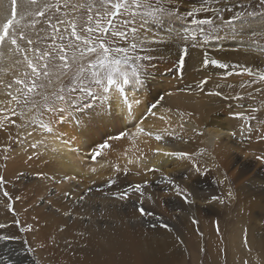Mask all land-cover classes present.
Here are the masks:
<instances>
[{
	"label": "bare ground",
	"instance_id": "obj_1",
	"mask_svg": "<svg viewBox=\"0 0 264 264\" xmlns=\"http://www.w3.org/2000/svg\"><path fill=\"white\" fill-rule=\"evenodd\" d=\"M196 3L197 0H184L182 6L186 10ZM4 12V0H0V30L6 18ZM229 15L230 13L226 12L225 18ZM173 27L179 28V24ZM155 30L154 27L153 31ZM211 47L213 58L221 62L264 71V54L248 51L232 40H226L222 44L213 42ZM10 48L11 46L6 44L0 49V79H3L4 83L12 82L26 68L23 63L16 64V61L23 60L13 54ZM202 59V50H190V57L186 58L180 78L176 68V49L161 46L154 56L146 86L139 91L130 89L129 95L135 94L143 102L134 108L138 109L135 116L141 118L142 126L146 130L155 132L164 127V122L158 119L161 115L170 118L172 130H179V124H184L187 132L201 130L206 136V142L214 145L213 153L220 155L227 166L236 167L230 178L232 187L239 196L236 203L245 202L247 206L253 210L258 209L263 214L261 221L254 219L253 215L248 223L245 221L246 228L238 235L237 244L245 247V252L248 245L256 246L260 254L256 264H260L264 260V164L257 160V165L253 166L250 160L242 161L238 158L239 155H236L233 146L236 137L229 135L233 132L232 128L221 115L222 109L234 106L237 101H226L222 97L209 94L222 91L225 95H234L243 91L238 85L250 77L243 74L242 68L239 67L231 70L242 74L230 76L224 75L229 71L227 69H218L215 66L204 69L201 66ZM205 76H211V79L201 91L196 85ZM217 84L220 88L216 87ZM228 84L237 87L229 89ZM2 91L3 86L0 85V92ZM165 92L173 94L165 96L161 106L153 109L157 113L154 117L147 109ZM258 94L261 93H255V96ZM134 119L125 117L115 126L102 127L100 131L92 134L95 143L85 141L81 136L85 127L76 126L74 138L79 137V143L72 149L50 141L47 148L38 146L35 149L40 158L36 165L30 162L32 166L29 169L25 162H19L8 170L7 181L0 186V223L11 225L14 219H18L22 227L31 226L33 231L18 232L13 225L0 232L20 235L35 249V254H21L20 248L26 245H22L20 241H9L6 244L0 243V255H9L14 264H34V261L36 264H223V223L218 222L217 232V221L204 218L211 213L220 215L223 212L217 208V202L206 204L207 200L217 195L214 181L208 176H191L193 186L197 189V203L191 208L185 205L186 210L177 213L176 209L181 204L180 198L162 194L160 190L167 185L156 183L165 176L156 175L151 178L143 175L140 178H132L128 175L129 170L141 169L136 165H127L124 153L128 154V158L143 155L142 163L146 162L149 167H160L161 172L169 175L168 165L177 157L154 155L152 150L166 147L167 150L174 151L183 144L173 136L165 137L162 142L144 136L135 140L108 139L118 135L120 131H134ZM124 125H127V129ZM73 127L72 122L65 126L68 130ZM104 135L108 136L106 141L111 147L104 149V154L93 161L89 153L100 143H104L101 138ZM28 139L34 143L40 136L34 134ZM6 141L7 134L0 135V154ZM240 145L245 146L251 153L264 155V139H260L257 133H253L250 140ZM116 164H119L121 169L126 167L127 171L115 172L113 166ZM92 168L96 169L95 173L90 171ZM33 173L42 176L36 175V180L28 183ZM187 175V171L179 170L170 176L184 186L190 183L183 179ZM65 177H75L77 180H68ZM54 179L60 182L58 190L62 192L55 198L54 205H51L48 189ZM109 179L115 183L110 185ZM145 179L150 181V185L144 190V207L162 217V221L156 220L155 217L139 216L136 207L140 197L137 193L130 194L127 200L114 198L130 185L141 183ZM89 188L92 189L91 192H88ZM4 191L17 203L14 213L7 207L9 199L3 196ZM65 193L70 195L65 196ZM82 195L85 197L83 201L79 199ZM149 195L156 199L155 205L147 199ZM38 201L42 206L36 205ZM193 217L198 224L192 222ZM153 222L157 224L156 228L150 226ZM161 222L169 225L172 231L160 227ZM202 227L213 229L212 236L206 242L205 237L199 235ZM247 231L249 237L245 244ZM42 243L46 246L40 247ZM186 259L190 262L186 263Z\"/></svg>",
	"mask_w": 264,
	"mask_h": 264
},
{
	"label": "snow or ice",
	"instance_id": "obj_2",
	"mask_svg": "<svg viewBox=\"0 0 264 264\" xmlns=\"http://www.w3.org/2000/svg\"><path fill=\"white\" fill-rule=\"evenodd\" d=\"M24 3L36 6L33 14L37 17H45L46 12L51 11L53 7L57 12L61 9L59 0L55 5L37 4V0H24ZM183 4L184 0H83L71 5V12L63 13L65 17L71 16V19H57L53 24L52 18H47L49 27L53 29L52 43L41 51L33 47L36 42L25 31L14 29L16 0H12V19L7 20L0 30V49L8 44L13 54L22 53L23 61H16V64L23 63L30 71L20 73L9 83L0 79V85L3 86L0 96L4 97L0 98V131L7 132L9 126L23 130V136L18 133L15 141L21 145L34 134L39 135L40 139L29 143L28 146L32 149H37L38 146L47 148L50 141L72 149L79 143V137L74 138L76 126L85 127L81 136L85 141L95 143L92 139L93 133L100 131L102 127L115 126L126 117L130 120L135 118L134 131L124 125L127 130L110 136L109 140H135L144 136L154 138L157 142L164 141L165 137L173 136L170 118L161 115L158 119L163 121L165 126L155 132L146 130L142 126L141 118L135 116L138 109L134 108L143 102L137 95H129L130 89L139 91L146 86L154 56L163 46L176 49V68L180 78L186 58L190 57V50H202L201 66L204 69L210 66L227 69L229 71L224 73L225 76L247 74L250 79L238 85L243 91L234 95H225L222 91L209 94L222 97L226 101H237L235 107L241 111L233 112V116L245 121L241 126L240 135L247 133L246 138L250 140L255 132L260 139H264V119L258 120L257 116L253 115L259 109L243 103L248 99L255 100V93L264 94V71L221 62L213 58L211 47L213 42L222 44L226 40H232L248 51L264 54V0H197L196 4L186 10L182 7ZM63 7H69L68 0H64ZM226 12L230 13L227 18ZM35 23L38 21H33V26ZM177 23L179 28L173 27ZM20 42H24L28 47L22 46ZM29 53L33 54L36 62L29 57ZM235 67L242 68V73H234L231 69ZM210 79L211 76H205L196 87L202 91ZM255 85L260 87H254ZM216 87L220 88V85L217 84ZM227 87L235 89L237 86L228 84ZM172 94L165 92L160 95L150 104L148 112L155 117L157 113L153 109L161 106L165 96ZM13 117L18 118L19 122ZM249 121H256L259 127H254ZM70 122L74 127L68 130L65 126ZM180 127L183 128V124ZM229 135L234 137L237 133L232 132ZM9 139H12L11 135ZM110 147L107 141L100 143L91 150L90 158L95 161L98 156L104 154V149ZM8 150V147L4 148L5 152ZM153 154L190 158L188 153L169 151L166 147L154 149ZM124 156L127 165H136L141 169L136 173L138 176L161 172L160 167H149L146 162L142 163L143 155L128 158L125 152ZM4 158L8 159L7 156ZM256 159L264 164V155L256 156ZM113 167L115 172L127 171L126 167L121 169L119 164ZM90 171L95 173L96 169L92 168ZM192 173L195 176L200 175L198 165L193 164ZM161 175L163 176L162 172ZM65 179L71 180L75 177ZM183 179L190 183L182 186L167 176L156 181L157 184L167 185L161 189L164 195L180 198L181 204L176 209L177 213L185 211V205L191 208L197 203V189L193 186L192 177L184 176ZM225 179L228 180V177L225 176ZM5 183L4 177L0 176V186ZM113 183L115 181L109 179V184ZM228 183L225 198L214 195L206 204L217 202L222 206H230L236 202L239 199L238 193L232 187V181L228 180ZM149 185L150 181L145 179L141 183L130 185L114 198L127 200L130 194L137 193L140 197L136 207L139 216L155 217L156 220L162 221V217L144 207V190ZM91 191L89 188L88 192ZM68 195L70 194L65 193V196ZM3 196L11 201L7 191L3 192ZM84 198L82 195L79 199L83 201ZM147 199L153 205L156 204L152 195ZM8 209L14 212L11 203L8 204ZM192 222L199 223L195 217ZM13 225L18 232L33 231L31 226L22 227L18 219H14L11 225L0 223V230L9 229ZM150 226L156 228L157 224L153 222ZM159 226L172 231L171 227L163 222ZM9 241H20L22 245H26L20 248L21 254H35V249L20 235L0 232V243L6 244ZM44 246L46 245L43 243L40 245ZM0 264L14 262L9 255H0ZM260 264H264V260Z\"/></svg>",
	"mask_w": 264,
	"mask_h": 264
},
{
	"label": "rangeland",
	"instance_id": "obj_3",
	"mask_svg": "<svg viewBox=\"0 0 264 264\" xmlns=\"http://www.w3.org/2000/svg\"><path fill=\"white\" fill-rule=\"evenodd\" d=\"M192 1V0H191ZM194 1V0H193ZM83 2V0H68L69 7L66 9L63 7L64 0H59V3L61 4V9L59 12L55 10V7L51 11L46 12L45 17H37L35 16L34 10L36 6L25 4L24 0H16V18L14 21V29L15 30H23L27 33V35L36 43L33 45V47L39 48L41 51H44L48 48V46L52 43L51 36L53 34V29L49 27L48 24V17L52 18V23L55 24L57 19H71V16L65 17L63 13L65 11L71 12V5L78 4ZM41 3H48L55 5L57 3V0H37V4ZM6 4V5H5ZM183 7V6H182ZM20 8V9H19ZM4 10H5V22L7 20L12 19V0H4ZM19 16V17H18ZM86 18V17H85ZM17 19V21H16ZM33 21H38V23H35L33 26ZM18 22V23H17ZM63 28V25L60 26ZM67 35L66 33L64 34ZM59 42V41H57ZM22 46L28 47L24 42H20ZM17 57H21L20 59L23 60V54L22 53H15ZM29 57L33 59L34 62L35 58H33V54L29 53ZM30 71L27 68L23 70ZM22 78V77H21ZM246 105H250L252 107H257L259 111L257 113H254L253 115H256L258 120L264 119V94H258L255 96V100H245L243 101ZM237 104V102H236ZM234 103V106L232 107H226L222 109V119L230 124L232 131L236 132L237 135L235 143H234V150L237 153L236 155H239L238 158L242 161L244 160H250L253 163V166L257 165V159L256 156H259L261 154L251 153L247 151L245 146H242L240 144L247 142V133H245L243 136L240 135L241 132V126L245 123V121L234 118L233 112L241 111L240 108L235 107L236 105ZM13 119H17V122H19L18 118L13 117ZM248 123H251L254 127H259L256 121H249ZM181 124H179L180 127ZM185 125L183 124V128H180L179 130H173V137H176L179 142H181L183 145H179L178 150L174 151H182L189 154L190 158H176L173 163L168 165L169 175L165 172H162L164 176L171 177V173H175L179 170H185L187 171V176H194L195 174L192 173L193 164H196L200 168V175L199 177H211L212 181H214V187L217 190V195L221 198L226 197L227 189L229 187L228 180H230L232 173L235 170L234 165L227 166L225 164L224 160L220 157V155H216L213 153V147L214 145L206 142V136L203 134L201 130H195L192 132H187L185 129ZM6 133L7 134V141L5 147H8V151L5 152L4 150L0 154V176H3L5 181H7V172L11 168H14V166L19 162H25L26 166L28 168H31L30 162H34L33 165L37 164L36 162H40V158L38 156V153L36 154L35 149L30 148L28 145L31 143L29 139L25 143L18 144L16 143L17 135L22 137L23 136V130L16 129L14 126H9L8 131H0V135ZM255 133V132H253ZM9 135H11L12 139H9ZM102 140L105 142L108 138L107 135H104L101 137ZM245 147V148H244ZM153 151V150H152ZM5 156L8 157V159L5 160ZM31 157V159H29ZM45 163V161H43ZM137 171L140 170H129L128 175H130L132 178H140L141 176L136 175ZM35 175V176H34ZM36 173L32 174V178L27 181L28 183H32L36 180L35 177L42 176L41 174L37 175ZM151 178H154L156 175H161V172L158 173H149L147 174ZM162 176V175H161ZM225 176L228 177V180L225 179ZM77 179L75 178L74 181ZM84 180V179H83ZM82 180V181H83ZM60 185V182L57 180L52 181V185L49 186L48 189V198L50 199V204L54 205L56 202L55 198L59 197L62 190H58V187ZM62 189V188H61ZM54 191V192H53ZM161 191V190H160ZM51 192H53L51 194ZM162 193V192H161ZM163 194V193H162ZM52 201V202H51ZM11 203L12 208L14 209L17 206V203L14 202V200L8 201V204ZM37 206H42V203L38 201L36 203ZM217 208L222 212L220 215H213V213L209 215H205V219L211 220V221H217L220 223H223L224 227V233L223 238L225 242L224 250H223V264H256L257 261H259V250L256 246L248 245L246 252L243 250L245 247H240L238 242V235L241 232L243 228H246L245 221L248 223L251 220V217L253 215L254 219L257 218L261 221L263 214L260 213V210L255 209L253 210L250 206H247L244 203H236L233 202L230 206H222L219 203H217ZM8 207V206H7ZM229 211L228 213L224 211ZM12 213L13 211H10ZM208 214V213H206ZM264 221V219H263ZM262 221V222H263ZM213 229L209 228L207 230V227L200 228L199 235H202L205 237V242L212 236ZM245 232L246 237H249V234ZM186 263H189L190 260L186 259Z\"/></svg>",
	"mask_w": 264,
	"mask_h": 264
}]
</instances>
